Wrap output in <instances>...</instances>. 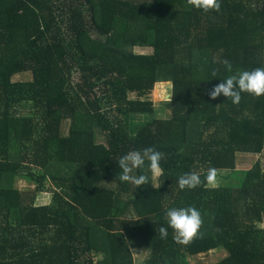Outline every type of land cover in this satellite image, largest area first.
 <instances>
[{"label": "trees", "instance_id": "16d2710c", "mask_svg": "<svg viewBox=\"0 0 264 264\" xmlns=\"http://www.w3.org/2000/svg\"><path fill=\"white\" fill-rule=\"evenodd\" d=\"M257 67L264 0L209 13L188 0H0V264H136L137 251L144 264H206L218 248L227 255L207 264H264V170L237 168L264 151V96L206 92ZM160 82L168 118L149 97ZM145 147L163 153L157 188L119 180L116 160ZM209 169L228 172L219 186L179 189V176ZM177 206L201 212L203 235L187 245L159 234Z\"/></svg>", "mask_w": 264, "mask_h": 264}, {"label": "clouds", "instance_id": "9594fccd", "mask_svg": "<svg viewBox=\"0 0 264 264\" xmlns=\"http://www.w3.org/2000/svg\"><path fill=\"white\" fill-rule=\"evenodd\" d=\"M193 9L209 12H219L222 0H188ZM226 69L231 73L232 64L225 59L223 61ZM215 76V73H213ZM211 81L212 79H206ZM207 95L215 100L223 95L231 99L233 104H239L242 93H248L255 97L264 96V67H257L253 70H240L229 75L221 82L206 90ZM163 153L155 147H145L142 150L128 151L117 161L120 170L119 180L127 182L138 188L151 183L157 188L156 181L163 173L161 161ZM151 173V176L146 173ZM207 182L209 186L216 183V170L209 169L202 181L200 173L187 172L177 179L180 190H192L202 183ZM164 217L167 227L161 226L159 234L161 238L168 237V228L173 230V239L183 245L190 244L193 239L202 236L200 231L203 220L201 212L195 206H177L165 210Z\"/></svg>", "mask_w": 264, "mask_h": 264}, {"label": "rangeland", "instance_id": "374dc122", "mask_svg": "<svg viewBox=\"0 0 264 264\" xmlns=\"http://www.w3.org/2000/svg\"><path fill=\"white\" fill-rule=\"evenodd\" d=\"M135 52L137 53H150L152 52V49L150 48H142V47H136ZM32 78L31 73H23L20 75L15 76V80H28ZM75 79H78V75L75 76ZM168 84L166 82H160L157 83L155 88L150 93L149 97L152 100L155 108V116L160 118H168L171 114V107H170V97L171 93L169 92ZM132 97H135V95H132ZM116 114V112H112L110 114L111 117H113ZM123 118V116H122ZM70 128V121H66L63 125V132L65 134L68 133ZM97 133V139L98 141H104V136L101 132V129L98 127L96 128ZM257 161H260L262 164V168L264 170V151L261 154H240L239 159L237 162V168L241 170L250 169ZM228 172L226 171H219L216 173V183L214 186H219L223 181L224 177L227 175ZM157 182V181H156ZM16 186L22 190H31L34 189L35 185L30 184L25 179L17 177ZM122 200H127L128 195L122 194ZM51 195L50 193H43L39 196L38 203L46 204L50 202ZM227 255V252L224 249L218 248L215 250H212L208 254L202 255L201 262L204 263H216L219 262L223 257ZM148 256V253L146 251H137L134 253L136 264H144V261L146 260ZM191 264H198V261L196 259H190Z\"/></svg>", "mask_w": 264, "mask_h": 264}]
</instances>
